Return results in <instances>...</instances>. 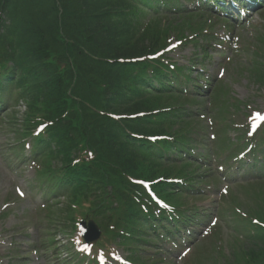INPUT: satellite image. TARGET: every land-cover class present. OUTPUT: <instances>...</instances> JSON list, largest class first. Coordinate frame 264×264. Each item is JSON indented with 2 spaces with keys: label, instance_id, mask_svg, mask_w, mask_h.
I'll use <instances>...</instances> for the list:
<instances>
[{
  "label": "rangeland",
  "instance_id": "374dc122",
  "mask_svg": "<svg viewBox=\"0 0 264 264\" xmlns=\"http://www.w3.org/2000/svg\"><path fill=\"white\" fill-rule=\"evenodd\" d=\"M245 77H246V74H245ZM239 83H240V85H236V88L240 92L245 94L246 90L244 88V79H241L239 81ZM247 85L249 86L248 82H247ZM255 95H256V93L252 92L249 96H255ZM11 176L12 175L9 172H7L5 169H3L0 166V184H1V186H0V194H3L8 187H11V185H12L11 180H10Z\"/></svg>",
  "mask_w": 264,
  "mask_h": 264
},
{
  "label": "trees",
  "instance_id": "16d2710c",
  "mask_svg": "<svg viewBox=\"0 0 264 264\" xmlns=\"http://www.w3.org/2000/svg\"><path fill=\"white\" fill-rule=\"evenodd\" d=\"M103 45H104V47L96 49V51L94 52L96 55H98V56H103V55L108 56L109 54H111L113 52V49H112L111 46L105 45V44H103ZM103 48H104V50H106V52L103 51Z\"/></svg>",
  "mask_w": 264,
  "mask_h": 264
}]
</instances>
